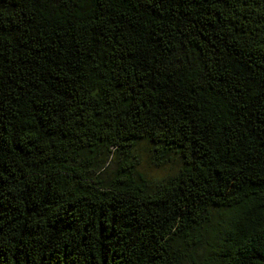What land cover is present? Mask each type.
Listing matches in <instances>:
<instances>
[{
	"label": "trees",
	"instance_id": "trees-1",
	"mask_svg": "<svg viewBox=\"0 0 264 264\" xmlns=\"http://www.w3.org/2000/svg\"><path fill=\"white\" fill-rule=\"evenodd\" d=\"M0 264H264V0H0Z\"/></svg>",
	"mask_w": 264,
	"mask_h": 264
},
{
	"label": "rangeland",
	"instance_id": "rangeland-1",
	"mask_svg": "<svg viewBox=\"0 0 264 264\" xmlns=\"http://www.w3.org/2000/svg\"><path fill=\"white\" fill-rule=\"evenodd\" d=\"M176 168V167H175ZM175 168L172 166H168L163 169L156 168L152 166L150 161L147 159V163H145L144 170L146 171L147 175L149 177H152L153 179H157L162 177L163 175H167L175 170Z\"/></svg>",
	"mask_w": 264,
	"mask_h": 264
}]
</instances>
